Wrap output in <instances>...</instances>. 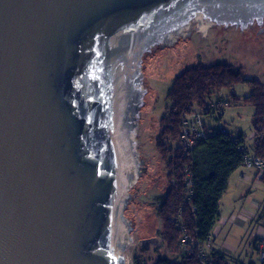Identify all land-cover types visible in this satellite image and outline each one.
<instances>
[{"label":"water","instance_id":"95a60500","mask_svg":"<svg viewBox=\"0 0 264 264\" xmlns=\"http://www.w3.org/2000/svg\"><path fill=\"white\" fill-rule=\"evenodd\" d=\"M195 21L244 30L264 0H0V264H126L144 61Z\"/></svg>","mask_w":264,"mask_h":264},{"label":"trees","instance_id":"16d2710c","mask_svg":"<svg viewBox=\"0 0 264 264\" xmlns=\"http://www.w3.org/2000/svg\"><path fill=\"white\" fill-rule=\"evenodd\" d=\"M175 78L168 93L171 106L160 121L162 128L155 147L168 169V188L157 212L162 225L161 237L180 259L160 256L155 264H204L198 254L199 242L210 238L221 214V198L231 175L243 165L247 151L244 136L227 131L210 132L188 150L181 141L182 118L193 107H209V99L224 88L246 84L251 92L244 100L255 109L252 118L255 154L264 158V81L260 75H247L244 65L227 60L197 62L186 66ZM190 173L193 184L187 187ZM260 181L264 182V174ZM184 235L191 241L187 246L193 248L192 254L184 251ZM228 263L222 251L213 247L208 250L207 264Z\"/></svg>","mask_w":264,"mask_h":264},{"label":"rangeland","instance_id":"374dc122","mask_svg":"<svg viewBox=\"0 0 264 264\" xmlns=\"http://www.w3.org/2000/svg\"><path fill=\"white\" fill-rule=\"evenodd\" d=\"M208 22H204L206 24ZM199 24V23H198ZM206 37L203 30L198 29L197 34H191L188 42L179 40L173 46L158 49L151 57L145 58V79L149 86L145 98L148 104L142 107V117L139 123L138 139L135 148L147 160L148 171L137 180L142 192L138 196L140 203H131L125 214L135 216V230L132 243L126 250V264H155L158 257H168L172 260L180 259L167 248L161 237L162 225L158 208L161 198L168 188L167 171L165 163L159 157L155 140L162 126L161 119L171 106L168 93L173 87L175 77L186 66L197 62L212 63L227 60L242 64L247 69V75H260L264 81V34L252 35L236 27L221 28L208 25ZM193 36V37H192ZM250 90L246 84L234 85L231 89L224 88L214 94L209 100V112L204 114L207 127L211 125L214 131L224 128L230 134L240 130L244 133L248 145H252L253 134L252 118L254 107L245 102L243 96ZM235 97L238 104H234ZM240 99V100H239ZM232 105V106H230ZM211 110L217 118H207ZM214 117V116H213ZM142 150V151H141ZM250 154V153H248ZM263 191L260 193L264 199ZM264 223V216L261 218ZM250 234V233H249ZM248 234V235H249ZM155 237L146 243L144 238ZM246 236V234H245Z\"/></svg>","mask_w":264,"mask_h":264},{"label":"crops","instance_id":"0c3cea01","mask_svg":"<svg viewBox=\"0 0 264 264\" xmlns=\"http://www.w3.org/2000/svg\"><path fill=\"white\" fill-rule=\"evenodd\" d=\"M250 92L251 89L243 98ZM235 98L233 103H240ZM209 117L215 120L217 115L211 110L207 114V118ZM208 128L210 132L214 131L211 125ZM233 134L244 136L240 130ZM251 138L253 144L248 145L245 141L244 149L247 153L255 154L254 131ZM261 185L256 171L242 165L231 175L227 191L221 198V214L210 234V241L214 250H220L228 257V264H263L257 255V243L264 237V223L261 221L264 216V199L260 197L263 191Z\"/></svg>","mask_w":264,"mask_h":264},{"label":"built area","instance_id":"2783aa9c","mask_svg":"<svg viewBox=\"0 0 264 264\" xmlns=\"http://www.w3.org/2000/svg\"><path fill=\"white\" fill-rule=\"evenodd\" d=\"M207 112H209V107L204 109L200 107H193L183 115V129L180 135L182 144L186 146L188 150L192 149L195 146L194 144L211 134L203 117ZM217 131H225V129L222 128ZM243 166L254 169L256 171L257 179L260 181L262 175L264 174V158L256 154L247 153ZM191 184H193V179L190 173L187 187H190ZM191 194L192 192L190 195ZM184 236V251L188 254H192L194 251L193 248L187 246L191 244V241L188 236ZM257 244V255L259 257V261L264 264V237L261 238ZM198 246V254L204 260V264H207L208 250L213 247L210 238L204 242H199Z\"/></svg>","mask_w":264,"mask_h":264},{"label":"flooded vegetation","instance_id":"af4514ba","mask_svg":"<svg viewBox=\"0 0 264 264\" xmlns=\"http://www.w3.org/2000/svg\"><path fill=\"white\" fill-rule=\"evenodd\" d=\"M199 26V24H198V22H194L193 23V28H192V34H193V36L195 35V34H197V31H198V29L200 28V26ZM217 27H221V28H225L224 26H222V25H217L216 26V28ZM239 29V28H238ZM241 31H244V32H246V33H248V32H251V34L252 35H254V34H257V35H263L264 34V21L262 22V24H259L258 22H255V23H253L250 27H248V28H246V29H244V30H241ZM192 36V37H193ZM141 189H140V187L138 186V185H135L134 186V190L131 192L132 194H134V200L131 202V203H140V200H139V198H138V196L139 195H141ZM137 193V194H136ZM131 206V205H130ZM127 216V215H126ZM128 218L130 219V220H133V221H135L134 220V218L133 217H130V216H128ZM154 238L155 237H148V238H144L143 239V241H145L146 243H148V242H150V241H152V240H154Z\"/></svg>","mask_w":264,"mask_h":264},{"label":"bare ground","instance_id":"6f19581e","mask_svg":"<svg viewBox=\"0 0 264 264\" xmlns=\"http://www.w3.org/2000/svg\"><path fill=\"white\" fill-rule=\"evenodd\" d=\"M119 138H121L120 136H118ZM119 143H118V146H117V149H118V156H119V160H120V181H119V185H120V193L121 195L123 194V188H124V183L122 182V175L124 173V168H125V149L122 148V145H121V139L118 140ZM120 226L124 227V225L122 223H120ZM121 232H122V228H120L119 230V234L121 236Z\"/></svg>","mask_w":264,"mask_h":264}]
</instances>
